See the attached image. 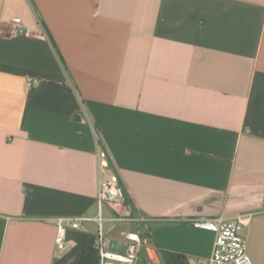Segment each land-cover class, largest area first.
<instances>
[{
    "label": "crops",
    "instance_id": "crops-1",
    "mask_svg": "<svg viewBox=\"0 0 264 264\" xmlns=\"http://www.w3.org/2000/svg\"><path fill=\"white\" fill-rule=\"evenodd\" d=\"M112 178L109 249L160 223L209 264L189 220L248 215L264 264V0H0V264H99L97 223L59 250L54 219L96 218Z\"/></svg>",
    "mask_w": 264,
    "mask_h": 264
},
{
    "label": "built area",
    "instance_id": "built-area-1",
    "mask_svg": "<svg viewBox=\"0 0 264 264\" xmlns=\"http://www.w3.org/2000/svg\"><path fill=\"white\" fill-rule=\"evenodd\" d=\"M10 34L23 33L21 21L13 19L10 22ZM101 156L105 153L101 152ZM125 201V192L116 178L103 179L99 182L97 202L99 215L94 218L57 217L54 219L56 228L55 242L59 250L65 248L66 233L68 230H79L83 224L95 221L98 225V255L99 264H153L147 257L142 259V251L146 249V241L137 232L124 234L123 250H112L107 247L104 225L123 221L114 216L102 215V208L109 206L115 208ZM189 222L196 229L209 231L214 234L212 252L209 264H251L247 255V239L244 230L249 226V216L241 215L234 218L219 216L216 218H196Z\"/></svg>",
    "mask_w": 264,
    "mask_h": 264
},
{
    "label": "rangeland",
    "instance_id": "rangeland-1",
    "mask_svg": "<svg viewBox=\"0 0 264 264\" xmlns=\"http://www.w3.org/2000/svg\"><path fill=\"white\" fill-rule=\"evenodd\" d=\"M154 225V227H152L151 228V231L154 233V234H156L155 236H156V238H152V237H150L149 238V241H151L150 242V245H149V249H151V250H154L155 251V253H156V255L159 257V262H155V264H167L166 263V259H167V252H165L164 250H162L160 247V243H161V238H160V235H159V233H158V229H159V226H161L162 224H160V223H154L153 224ZM138 232H142V231H138ZM157 232V233H156ZM142 237L143 238H145L146 236H145V233H143L142 232ZM121 251V250H120ZM141 256H142V259L143 260H145V261H147V253H146V250H143L142 251V254H141ZM151 257H153V255H151Z\"/></svg>",
    "mask_w": 264,
    "mask_h": 264
},
{
    "label": "trees",
    "instance_id": "trees-1",
    "mask_svg": "<svg viewBox=\"0 0 264 264\" xmlns=\"http://www.w3.org/2000/svg\"><path fill=\"white\" fill-rule=\"evenodd\" d=\"M166 263L167 264H187V261H186L185 257H183L181 255L167 254Z\"/></svg>",
    "mask_w": 264,
    "mask_h": 264
},
{
    "label": "water",
    "instance_id": "water-1",
    "mask_svg": "<svg viewBox=\"0 0 264 264\" xmlns=\"http://www.w3.org/2000/svg\"><path fill=\"white\" fill-rule=\"evenodd\" d=\"M148 245H150V242H148ZM150 251L153 253V257H151V253H150ZM146 253H147V256H148L149 260H150L153 264H155V262H159V258H158V256L156 255V253H155L154 250H151V249L147 248Z\"/></svg>",
    "mask_w": 264,
    "mask_h": 264
},
{
    "label": "bare ground",
    "instance_id": "bare-ground-1",
    "mask_svg": "<svg viewBox=\"0 0 264 264\" xmlns=\"http://www.w3.org/2000/svg\"><path fill=\"white\" fill-rule=\"evenodd\" d=\"M151 255H153V253L150 251Z\"/></svg>",
    "mask_w": 264,
    "mask_h": 264
}]
</instances>
